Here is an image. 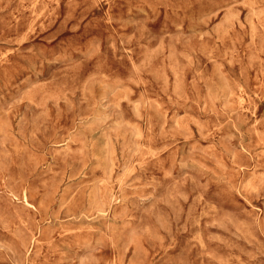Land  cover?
Here are the masks:
<instances>
[{
  "label": "rangeland",
  "instance_id": "374dc122",
  "mask_svg": "<svg viewBox=\"0 0 264 264\" xmlns=\"http://www.w3.org/2000/svg\"><path fill=\"white\" fill-rule=\"evenodd\" d=\"M0 264H264V0H0Z\"/></svg>",
  "mask_w": 264,
  "mask_h": 264
}]
</instances>
